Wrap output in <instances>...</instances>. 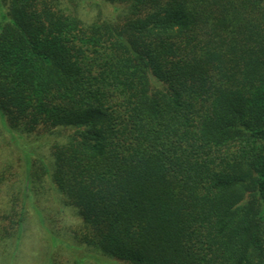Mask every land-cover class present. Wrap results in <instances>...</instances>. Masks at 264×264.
Instances as JSON below:
<instances>
[{
  "label": "trees",
  "instance_id": "obj_1",
  "mask_svg": "<svg viewBox=\"0 0 264 264\" xmlns=\"http://www.w3.org/2000/svg\"><path fill=\"white\" fill-rule=\"evenodd\" d=\"M2 1V127L61 135L49 162L24 152L25 181L0 171L5 235L48 176L111 260L264 264V0H101L117 17L92 23Z\"/></svg>",
  "mask_w": 264,
  "mask_h": 264
},
{
  "label": "rangeland",
  "instance_id": "obj_2",
  "mask_svg": "<svg viewBox=\"0 0 264 264\" xmlns=\"http://www.w3.org/2000/svg\"><path fill=\"white\" fill-rule=\"evenodd\" d=\"M61 1L64 8L85 23L98 19L111 20L117 17L116 8L119 9L101 0ZM7 13V4L0 0V24L7 19ZM2 124L0 116V171L10 166L17 176L13 181H25L24 152L33 153L36 158L43 157L49 162L52 160L51 146L61 142L60 131L39 135L38 138L24 135L15 139L18 134L9 133ZM62 131L70 133V130ZM9 184L0 185V264H76L78 261L87 264H125L80 244L78 234L83 227L82 220L76 209L66 204L65 197L53 187L48 176H44L41 182H35L28 193L27 218L20 237L8 238L3 231L8 223L3 214L12 207Z\"/></svg>",
  "mask_w": 264,
  "mask_h": 264
}]
</instances>
